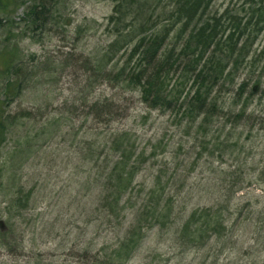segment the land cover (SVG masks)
Listing matches in <instances>:
<instances>
[{
	"label": "rangeland",
	"instance_id": "rangeland-1",
	"mask_svg": "<svg viewBox=\"0 0 264 264\" xmlns=\"http://www.w3.org/2000/svg\"><path fill=\"white\" fill-rule=\"evenodd\" d=\"M7 3L0 12V67L3 57L9 54L19 67H30L32 60H37L42 72L28 83V91L20 99L10 103L6 113L30 111L35 104L45 114L48 104L51 115H62L67 130L82 120L69 108L72 104L81 106L87 100L108 97L124 116L108 128H96L97 133L104 136L127 130L136 136L139 147L155 148V157L148 159L136 178L137 185L149 188L154 175L161 171L162 181L169 183L175 209L182 216L193 209L221 203L227 206L229 226L241 218V225L225 240L207 249L202 259L205 264L264 262V250L248 252L249 248H264V228L253 230L247 220L250 215L254 220L264 205V184L257 181L264 171V25L252 42L253 32L246 33L251 46L246 49V60L233 72L237 71L239 81L247 79L248 87L238 97L235 80L233 85L229 81L221 83L214 93L218 96L216 103L224 109L216 112L221 113L219 116L214 113L208 124L199 125L187 120L177 108L149 110L136 92L114 96L107 87L92 94L80 88L76 79L81 74L77 70L78 53L86 57L107 42V19L115 0H0V7ZM263 3L264 0H213L209 15L228 8L232 14L248 17L250 7ZM150 5L171 7L168 0H156ZM30 7H55L51 23L29 32L26 12ZM181 38L172 40L169 47L177 51ZM3 75L0 72V88L4 85ZM178 81L179 73L171 82L181 90L182 97L192 93V81L183 87ZM243 107L244 115H240ZM90 119L85 127H96ZM73 134L42 144L34 156L23 153L19 166L13 161V167L6 162L14 153L17 137L8 136L1 144L0 233L6 231L2 230L7 228L10 216L8 223L13 228L0 235V264H89L96 249L116 243L128 226L129 217L120 232L103 220L89 219L93 198L87 181L89 166L78 162V147L82 144ZM4 165L9 167L8 173L2 172ZM32 188L29 208L10 207L15 197L20 198L22 206ZM239 207L244 208L237 210ZM240 211L241 217H237ZM172 234L173 230L149 232L128 264H196L199 258L193 253L183 254Z\"/></svg>",
	"mask_w": 264,
	"mask_h": 264
},
{
	"label": "trees",
	"instance_id": "trees-1",
	"mask_svg": "<svg viewBox=\"0 0 264 264\" xmlns=\"http://www.w3.org/2000/svg\"><path fill=\"white\" fill-rule=\"evenodd\" d=\"M155 1L115 0L107 27L111 40L127 44L128 58L122 60L124 55L117 58L119 53L114 48L117 43L110 42L104 44L100 56L90 53L84 57L83 52L78 53L77 62L82 61L80 66L88 68L87 74L81 73L85 79L80 88L91 94L100 87H107L117 95L136 92L140 102L151 110L177 108L184 117L190 118L191 123L208 124L214 113L219 116L221 113L216 112L224 109L223 105L216 103L218 96L214 93L221 83L229 81L233 85L235 80L238 97L248 87L247 79L239 81L237 71L233 72L246 60V49L250 48L256 33L264 25V3L259 7H250L248 17H243L230 13L228 8L217 15L207 14L213 0H168L171 7H151L150 4ZM6 5L8 3L2 4L0 12ZM54 14L55 7H30L26 12L28 31L40 29L45 20L41 19L42 16L47 18ZM248 31L254 34L251 42L245 37ZM179 36L183 38L180 53H176L169 46ZM83 57L90 59H79ZM176 57H182V60ZM188 60L194 68L183 69ZM31 63L30 67H19L9 54L1 61L4 85L0 88V147L8 136L17 137L14 153L6 162L13 167V161L19 166V156L23 153L26 157L34 156L42 144L48 145L66 133L73 132L74 139L79 138L82 147H78V162L89 166L87 181L93 196L89 219L103 220L120 232L127 217L130 218L118 241L102 244L89 257V264H128L153 230L160 234L173 230V242L182 253H193L196 259L199 258L196 264H205L202 259L206 257L207 249L225 240L230 231L241 225V218L226 227L229 225L226 217L228 210L221 203L196 208L187 216H182L175 209L169 183L162 181L161 171L154 175V182L149 188L137 185L136 178L148 159L155 157V148L139 147L127 130L111 131L104 136L97 133L96 128H108L109 124L124 116L108 97L95 99L94 104L87 107L72 104L69 108L75 110L76 117L82 120L77 127L73 124L67 130L62 115H51L48 104L44 120L42 117L45 114L35 104L30 111L7 114L6 108L10 103L20 99L28 91V83L42 72V65L37 60ZM177 73L180 75V87L192 81L194 98L188 99L190 94L182 97L178 86L172 84V78ZM245 109L240 110V115H244ZM89 119L96 126L92 127L94 129L85 127ZM2 172L8 173L9 167L4 165ZM257 181L264 184V171L259 173ZM33 194L34 189H29L22 206L20 198L15 197L10 207L29 208ZM241 211L236 212L237 217H241ZM11 218L7 221L10 222ZM247 220L253 224V230H263L264 205L254 220L251 215ZM8 222L5 223L7 228L2 230L6 231L0 235L11 232L13 226ZM261 250L264 248L258 246L255 250L249 248L248 252L254 254Z\"/></svg>",
	"mask_w": 264,
	"mask_h": 264
},
{
	"label": "bare ground",
	"instance_id": "bare-ground-1",
	"mask_svg": "<svg viewBox=\"0 0 264 264\" xmlns=\"http://www.w3.org/2000/svg\"><path fill=\"white\" fill-rule=\"evenodd\" d=\"M207 14H211V12L209 11V9H207ZM216 14V13H215ZM215 14H213V15H215ZM217 15V14H216ZM45 19L44 20V22H42V25H46V24H50L51 23V19H52V17H50V16H48L47 18L45 17V16H42V18L41 19ZM47 19V20H46ZM155 27V26H154ZM161 26H159L158 28H160ZM136 38H139V36H137ZM112 39V37H110L109 36V39L107 40V42L106 43H108V42H110V44H113V43H117V41L116 40H111ZM180 45V47L177 49V51H175L176 53H180V49H181V44H179ZM114 48H115V50H117L118 51V56H117V58H119L120 56H123L121 59L122 60H124V59H126V57L128 58V56L127 55H129L128 53H127V51H129V48H128V46H127V44H125V43H117L115 46H114ZM103 49V47H101V48H99V49H97V50H93V51H91L90 53H91V55H93V56H95V55H97V56H100L102 53H101V50ZM124 52H126V53H124ZM90 53H88V54H90ZM124 53V54H123ZM185 53V52H184ZM186 54H188V55H191V54H189V52H186ZM87 55V54H86ZM184 56H185V54H184ZM116 58V59H117ZM79 59H85V60H87L88 61V59H90V58H79ZM176 59H178V60H182V57H176ZM82 63V61H80V62H78V71L80 72V73H83V74H87L88 73V68L87 67H83V66H80V64ZM92 64H94V62L92 63ZM181 65H178L177 67H180ZM183 69H187V68H194L193 67V64L191 63V61H189L188 60V62L186 63V65H184L183 67H182ZM188 70V69H187ZM180 76V75H179ZM76 79H77V83H78V85L81 83V82H83L84 81V79H85V77L82 75V74H80V75H77L76 76ZM190 97L188 98V99H190V98H194V96H192V93H190V95H189ZM192 96V97H191ZM90 100V99H89ZM92 100V99H91ZM93 101L94 100H92V102H89V101H86L85 103H84V106H89V105H93L94 103H93ZM108 102H109V100H108ZM99 105H102V104H99ZM220 105V104H219ZM93 109V108H92ZM149 109V108H148ZM149 110H151V109H149ZM186 118V117H185ZM187 120H189L190 118H186ZM130 136H131V138L132 139H134V140H136L137 141V139H136V136L134 135V134H132V133H130ZM148 148H150V147H148ZM154 182V177H153V179H152V182L151 183H153ZM152 185V184H151ZM241 220V219H240ZM226 227H228L229 225H225Z\"/></svg>",
	"mask_w": 264,
	"mask_h": 264
}]
</instances>
